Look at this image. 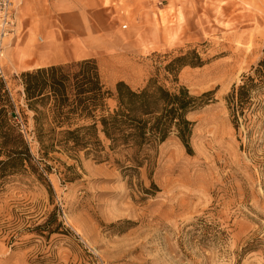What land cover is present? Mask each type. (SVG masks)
Instances as JSON below:
<instances>
[{"label": "rangeland", "instance_id": "obj_1", "mask_svg": "<svg viewBox=\"0 0 264 264\" xmlns=\"http://www.w3.org/2000/svg\"><path fill=\"white\" fill-rule=\"evenodd\" d=\"M101 1L115 11L90 30L70 14L77 0H20L0 55L14 96L21 70L93 57L109 89L155 76L211 89L212 99L187 114L189 150L169 134L136 168L124 160L129 150L104 149L102 160L49 152L42 171L32 144L49 192L31 175L4 185L0 264H264V129L236 132L224 103L264 50V0ZM181 54L200 63L180 66L173 80L161 65Z\"/></svg>", "mask_w": 264, "mask_h": 264}, {"label": "trees", "instance_id": "obj_2", "mask_svg": "<svg viewBox=\"0 0 264 264\" xmlns=\"http://www.w3.org/2000/svg\"><path fill=\"white\" fill-rule=\"evenodd\" d=\"M187 63L200 61L189 62L181 54L161 67L175 80L177 69ZM16 78L19 88L14 96L0 76V191L14 178L31 175L49 192L48 183L37 172L32 144L42 171L50 169L41 159L49 152L77 159L81 151L85 157L102 160L104 149L129 150L124 160L136 168L147 160V150L169 134L189 150L194 121L187 114L212 99L211 89L194 93L182 84L157 83L155 76H149L141 87L117 80L109 89L93 57L35 66L21 70ZM224 103L236 132L241 124L249 126L248 133L264 129V50L230 85ZM28 117L30 128L26 129Z\"/></svg>", "mask_w": 264, "mask_h": 264}, {"label": "crops", "instance_id": "obj_3", "mask_svg": "<svg viewBox=\"0 0 264 264\" xmlns=\"http://www.w3.org/2000/svg\"><path fill=\"white\" fill-rule=\"evenodd\" d=\"M78 8H72L70 14L75 17H81L90 24V30L102 29V23L105 18L110 17V12L115 11L113 4L104 5L101 0H77ZM118 6V4H117ZM80 10V11H79ZM71 59L59 60L64 62ZM48 64V63H47Z\"/></svg>", "mask_w": 264, "mask_h": 264}, {"label": "built area", "instance_id": "obj_4", "mask_svg": "<svg viewBox=\"0 0 264 264\" xmlns=\"http://www.w3.org/2000/svg\"><path fill=\"white\" fill-rule=\"evenodd\" d=\"M20 0H0V55L3 38L15 31ZM122 27L125 23L121 24Z\"/></svg>", "mask_w": 264, "mask_h": 264}]
</instances>
